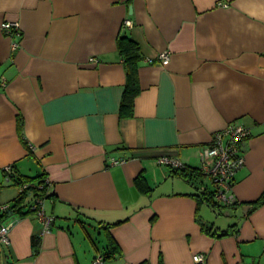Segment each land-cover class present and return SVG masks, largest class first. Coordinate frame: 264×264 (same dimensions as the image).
I'll return each mask as SVG.
<instances>
[{
	"label": "crops",
	"instance_id": "1",
	"mask_svg": "<svg viewBox=\"0 0 264 264\" xmlns=\"http://www.w3.org/2000/svg\"><path fill=\"white\" fill-rule=\"evenodd\" d=\"M8 22L20 36L4 34ZM122 37L140 54L124 109ZM0 76V206L19 196L11 166L48 178L55 218L46 234L35 216L3 219L0 264H94L109 237L120 252L105 264H264V0H0ZM236 122L251 132L237 205L216 209L208 177L159 159L200 170L214 134Z\"/></svg>",
	"mask_w": 264,
	"mask_h": 264
},
{
	"label": "built area",
	"instance_id": "2",
	"mask_svg": "<svg viewBox=\"0 0 264 264\" xmlns=\"http://www.w3.org/2000/svg\"><path fill=\"white\" fill-rule=\"evenodd\" d=\"M126 26L131 27L132 22L126 21ZM4 34L8 37L15 35L20 36V26L17 23H4L1 27ZM90 63H98L95 58H90ZM158 62L167 66L170 63V54L168 52L160 53L158 56ZM8 85V81L5 77L0 76V89H5ZM251 136V132L245 126L239 123H231L224 130L216 132L208 147H206L201 154L202 167L200 173L208 177L212 182V194L213 200L220 206H234L237 202L233 194V186L235 177L239 171L243 169L246 162V143ZM126 163L124 159H110L111 166L122 165ZM159 164L166 165L171 168H183L182 163L171 158L159 159ZM13 173L12 167H7L4 170V174L8 181H11V174ZM37 186H35V185ZM46 185H50L48 178L41 179V182L33 184H25L19 188V194H25L29 190H37L42 193ZM29 191L28 195H31ZM44 199L41 197H34L26 205L25 201L19 205L22 212H26L31 216H35L43 227V234L49 233L55 224V218L46 214L43 204ZM12 209L11 204H5L0 206V212L5 214ZM19 210V209H18ZM10 230L11 225L2 224L0 226V243L5 246H10ZM195 261L197 263H204L205 256L199 254L196 256ZM94 264H105V258L102 255H98ZM249 264H263V263H249Z\"/></svg>",
	"mask_w": 264,
	"mask_h": 264
},
{
	"label": "trees",
	"instance_id": "3",
	"mask_svg": "<svg viewBox=\"0 0 264 264\" xmlns=\"http://www.w3.org/2000/svg\"><path fill=\"white\" fill-rule=\"evenodd\" d=\"M118 48L122 55L124 65L126 68V74H127V82H126V87H125L126 89H125V94H124L123 101H122V109H124V108H129L132 106L134 97L139 91L138 82H137V64L140 59V54H139V48L136 45V43L128 38H123V37L120 38L118 41ZM171 169L173 170L174 175L184 178V179H188L190 176L191 177L203 176L199 170L191 169L188 167H183V168H178V169L171 168ZM11 177H12L11 181H13L14 185L17 188H21L23 185L28 184V183L33 184V183L41 182V179L45 178L46 176L40 177L37 179H31V178H23L21 176H17L16 173L13 172L11 174ZM135 183L144 193L148 192V185L143 176H141L140 178H137ZM50 187H51L50 185H46L42 193L38 192L37 190L35 191L29 190V191H31L32 193L31 195H34V197H41L45 200L51 197L49 193ZM29 191H27L25 194H21V195L19 194L18 198L11 204L12 209L7 213L2 214V216L0 217V226L2 225L1 221H3V219L9 216L19 215L20 217L23 218L29 215L26 212H22V209L19 207V205H21L25 201V198L27 200V198L31 196V195H28ZM204 195H206L204 197H205V200H207L208 204L213 206L216 209L218 207L219 208L234 207L237 205L236 203L234 206H220L214 202L213 194H204ZM263 203H264V195L260 198L259 201L255 203L254 207H258L259 205ZM107 227H111V225H108ZM213 235L226 236L228 235V233L227 232L220 233V234L213 233ZM108 241L109 242H108V247L106 249V252L102 255L105 258V260L120 252L118 245L116 244L115 240L112 237H109ZM34 242L37 245L39 242V239L35 238Z\"/></svg>",
	"mask_w": 264,
	"mask_h": 264
},
{
	"label": "rangeland",
	"instance_id": "4",
	"mask_svg": "<svg viewBox=\"0 0 264 264\" xmlns=\"http://www.w3.org/2000/svg\"><path fill=\"white\" fill-rule=\"evenodd\" d=\"M204 183L209 187V189H212L213 190V185H212V182H211V180L209 179V178H205L204 179ZM31 198V196H29L28 197V200L27 201H29V199ZM214 211V210H213ZM212 211V209H210V208H208V207H206V206H204L203 207V213L202 214H205V215H208V216H211L213 213H214V217L215 218H218L219 216H218V212L217 211H214L213 212ZM218 216V217H217Z\"/></svg>",
	"mask_w": 264,
	"mask_h": 264
}]
</instances>
